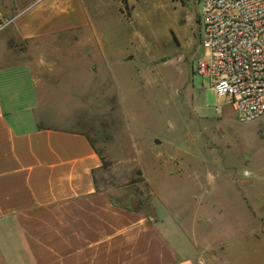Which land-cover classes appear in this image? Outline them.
Segmentation results:
<instances>
[{
  "label": "crops",
  "instance_id": "1",
  "mask_svg": "<svg viewBox=\"0 0 264 264\" xmlns=\"http://www.w3.org/2000/svg\"><path fill=\"white\" fill-rule=\"evenodd\" d=\"M11 23L0 40V264L264 257L254 253L264 242V189L253 176L236 185L227 174L195 173L193 201L155 199V219L99 186L105 158L76 123L77 106L110 88L117 70L113 77L100 44L86 41L92 17L84 0H40Z\"/></svg>",
  "mask_w": 264,
  "mask_h": 264
},
{
  "label": "rangeland",
  "instance_id": "2",
  "mask_svg": "<svg viewBox=\"0 0 264 264\" xmlns=\"http://www.w3.org/2000/svg\"><path fill=\"white\" fill-rule=\"evenodd\" d=\"M38 1L0 0V40L12 19ZM84 2L92 17L86 41L100 44L113 77L117 70L115 84L77 106L76 123L105 158L99 186L151 219L155 199L193 201L188 181L203 170L227 174L236 185L253 176L264 189V120L240 123L230 99L197 74L200 0ZM180 211L187 217V209ZM256 245L254 253L264 252V242ZM242 257L237 264H264L261 255Z\"/></svg>",
  "mask_w": 264,
  "mask_h": 264
},
{
  "label": "built area",
  "instance_id": "3",
  "mask_svg": "<svg viewBox=\"0 0 264 264\" xmlns=\"http://www.w3.org/2000/svg\"><path fill=\"white\" fill-rule=\"evenodd\" d=\"M197 74L240 123L264 120V0H200Z\"/></svg>",
  "mask_w": 264,
  "mask_h": 264
},
{
  "label": "trees",
  "instance_id": "4",
  "mask_svg": "<svg viewBox=\"0 0 264 264\" xmlns=\"http://www.w3.org/2000/svg\"><path fill=\"white\" fill-rule=\"evenodd\" d=\"M123 6H128L129 0H118Z\"/></svg>",
  "mask_w": 264,
  "mask_h": 264
}]
</instances>
